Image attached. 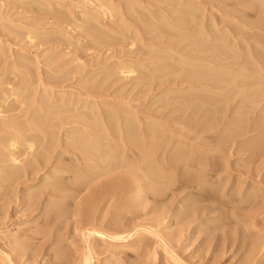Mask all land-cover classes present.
Returning <instances> with one entry per match:
<instances>
[{
  "label": "rangeland",
  "instance_id": "rangeland-1",
  "mask_svg": "<svg viewBox=\"0 0 264 264\" xmlns=\"http://www.w3.org/2000/svg\"><path fill=\"white\" fill-rule=\"evenodd\" d=\"M197 1L202 5L199 6L200 16L203 13L204 17H201L207 22L208 17L212 16L219 27L227 26L228 23L230 24V18L237 20L242 14L245 20L252 22L249 27L264 33V29H262L264 28V18H262L264 16V12H262L264 11V6H262L264 0H257L259 2L256 0H239L245 5L238 2V0H235L236 2L234 0ZM246 1L247 3L252 1L253 4L250 9ZM253 1H256L257 4ZM119 2L124 4L123 1ZM144 4H147V2H144ZM225 5L228 7H225ZM258 5L260 6L258 7ZM40 6L36 4L22 5L16 0H0V47L2 46L4 51L2 55L0 54V103L3 104L0 107L5 113H17L19 115L17 117L18 121L22 118L24 122V117L31 116L29 126L27 125L29 128L27 137L32 139L37 135L42 146H39L40 144L38 145L36 140L38 147H35L36 151H33L34 153L30 152V154L32 153L30 156L29 150L27 151V148L23 146L24 140H22V143L19 140L16 148V150H19L16 154L18 159L15 164L12 163L13 161L10 162L9 157L7 158L9 156L7 155L8 150V153L4 152L7 160H4L5 157L1 158L4 153L0 155V160H2L0 161V264H80L83 253L89 255L91 264H109L111 260H115L114 264H264V100L261 99L262 97L261 100L259 99L260 101L258 100L259 103L256 101V104H250L249 98H252L251 96L246 98L245 93L235 95L237 92H231L232 94L228 92L227 99H225V91L219 90V95L223 93L224 96L221 95L223 98L220 96L221 99H218L219 96L217 98L216 94L213 97L214 93H211V96L209 95L210 92H207V95L205 93L207 90L204 92L198 83L191 82V79H184L179 70L178 73L175 68L173 69L176 72L171 70L172 67L171 71L167 70V64L161 67L166 66V69H164L169 74H160L157 71L159 64L157 66L155 64L151 66L150 64V61L156 58L151 57V54H156L154 52L156 50L141 46L139 41L133 45L131 50L128 49L129 43L127 41L109 47L105 45L95 47L96 44L92 41V37L89 38L87 34L89 29L86 27V31L84 27L83 29L81 27L80 30L74 26L66 28L69 31L71 30L68 33L50 31L49 29L55 27L54 22L46 19L45 16L47 15V18H50L49 14L42 10L47 9L44 8L46 6ZM243 6H246V8ZM230 8H232L231 11L234 9L233 11L239 13L233 12L234 15L230 14ZM236 8L238 11H236ZM240 9L243 13L239 11ZM255 9L259 10L256 11ZM59 10L61 8L56 9L57 12ZM40 12L42 13L40 14ZM140 15L142 16V14ZM235 15L236 17H234ZM226 17H229V19H226ZM202 18L199 17L198 20L201 21ZM224 18L227 24L223 21ZM45 20L48 23H44ZM240 21H242L241 18ZM253 21L256 22H254L255 25ZM78 23L82 22L79 20ZM238 23L244 24L242 22ZM141 24L142 22L137 21L132 23L133 26ZM42 26L48 30L35 31L36 33L33 32L32 34V31L36 28H42ZM235 26L237 27V25ZM27 29L28 31L31 30V32H27L28 34L25 32ZM112 34L114 36L118 35L117 31L112 32ZM143 34L142 42L151 43V37L149 38L151 33ZM246 34L241 35L240 33L238 36ZM252 37L250 36L247 40L260 43V38L264 36L255 33ZM113 40L115 39L110 38L109 42ZM260 44H264V42ZM165 56L163 58L157 57L155 60L164 61ZM126 61L129 63L126 64ZM148 62L149 64H147ZM152 72L154 75L151 74ZM44 88L46 92L43 91ZM2 90H5L6 94H1ZM168 90L172 92L166 93ZM215 91H218V89ZM14 92L17 93L16 96H14ZM57 93H59L58 96ZM163 93L167 96L162 95ZM7 94L11 96L8 95L7 98ZM240 94L241 96H239ZM78 95L82 98H79ZM201 96L204 97L202 98L204 100L207 97L206 100L213 99V101L203 103L204 100H200ZM209 96L212 98H209ZM243 96H245L244 99ZM257 96L259 98L260 95L257 94ZM60 97L62 101L68 99L67 104L60 105ZM52 98H57L58 101L50 103ZM215 98H217V101L214 102ZM254 98L258 99L256 95ZM5 99L10 103L6 104ZM73 99L77 103L75 104L76 107L72 103L74 102ZM83 99L87 102H84ZM247 99L250 105L246 102ZM1 100L5 102H1ZM244 100L246 103L242 102L244 103L242 104L241 101ZM199 102L202 105H199ZM86 103L88 106L85 105ZM123 104L125 108L128 106L125 110L127 111L129 108V113L128 111L127 113L126 111L123 112ZM47 105H50L49 107L52 110L47 111ZM89 105L94 108L90 109ZM16 106H18L19 112ZM61 106L62 108L69 106L67 108L69 111L70 108L75 111L71 110V113H63L67 109L62 110ZM80 106L83 109L81 110L82 114L79 112ZM111 107L118 108L116 110ZM55 108L57 112L53 111ZM14 109H16V112H13ZM119 109L124 117L120 112L118 113ZM23 110L27 113L24 114ZM44 110L49 112L50 115H48L49 113L46 114ZM89 110L91 114L88 113ZM113 110L117 111L114 115L120 114L121 118L120 115L115 118ZM41 112L46 115L42 120H38V118H41L38 115L43 116V114H40ZM52 112L54 115L59 113L62 116L63 114V118L66 119L64 122L68 121L66 123L68 128L70 127L68 123L71 127L76 125L70 127L72 133L69 132L70 128L66 130V126L59 127L61 122L53 118L55 116ZM104 112L108 115L110 112L115 121L119 117L120 119L118 118L117 122H120H114V119L110 115L108 118ZM239 112L241 113L239 114ZM19 113L23 117H20ZM134 113L139 118L136 115L134 117ZM69 114H71L69 117H72L71 124L69 118H67ZM78 114L81 116L80 119ZM92 115L96 120L93 119L94 121H92ZM127 115L130 120L128 122H126ZM47 116H52L56 121L55 125L58 124V128L61 129L59 131L57 126H53L55 129L54 132H51L53 133L52 136L49 130L53 129L51 126L53 120L51 119L50 122L51 117L48 119ZM95 116H98V119ZM104 116L108 118V123H106L107 118ZM238 117H240L239 120L243 119L241 126L242 128L245 126L246 130L243 129V131H240L241 133L235 134L234 137L230 132L235 123H238ZM34 118H36V121ZM76 118L78 119L74 120ZM88 119L90 122H88ZM154 119L156 122L158 120L159 123L164 121V133L162 132L163 129L160 128L164 135H161V138L159 135L160 130L158 131L159 124L156 126L157 123L154 124ZM43 120L50 125L43 123ZM39 121L45 126L43 124L38 126ZM91 121L96 122L94 127L99 123L96 126L98 132V128L101 131L105 128V125L108 126L106 128H109V131L104 129L100 133L102 139H104L102 134L106 131L103 134L107 135L106 141H103L106 148L113 147V144L118 145L119 148L121 147L119 149L114 146L117 148L115 152L110 149L106 153L108 154V157H106L108 158V164L105 162V164H101L103 167L96 166L95 169L91 166V169L89 166H81V163L83 164L85 161L82 155L85 154L86 149L84 148L87 146L83 145L84 142L81 144L80 135L89 138L92 134L98 133H95L96 128L93 127L94 130L90 127L91 124L93 125ZM99 121L105 123V125L102 123L103 128L100 127L101 123ZM31 122L33 128L30 127ZM36 122L39 123L37 126ZM115 123L118 126L121 124V127H117ZM142 123L145 124L144 127ZM163 123L159 126L163 127ZM110 124L113 125L110 127ZM198 124H202V128ZM83 125H88L87 129L82 130ZM148 125H151V128ZM146 126L148 127L146 128ZM35 129H38V132ZM138 129H141L140 131L145 136ZM152 129L158 132H153ZM171 129H173V132ZM176 129L178 131L180 129L184 130L181 132L184 133L185 137H187L185 134H190L187 139L190 138L191 140H186L181 132L182 135H179ZM228 129H230L229 133ZM119 130L122 131V133L119 132L122 135H118ZM126 130H128V134L130 132L131 136L136 133L134 139L131 140V136L128 135V140H125ZM149 130L155 133L154 135L158 133L159 136L156 140L149 141L151 139ZM66 131L71 136H63V132L67 135ZM139 132L140 134H137ZM195 133L196 135H194ZM100 134H96V137L101 138ZM192 134L194 137H191ZM225 134H230L231 137L229 136L230 139L227 138V142L221 145L220 141L225 139ZM112 135H114L113 139L111 138ZM49 136L51 138H48ZM42 137H46V139L43 140ZM93 138L88 139L89 141L84 144L91 146L94 143ZM171 138L173 140L176 138L179 144L180 142L181 144L184 143L185 140V143H187L179 145L175 143L177 142L175 139L173 145V143H168V141H173ZM51 139L52 142H50ZM78 139L80 142L77 141ZM102 139L100 140L102 141ZM161 139H164V141ZM56 140L58 141L56 142ZM135 140L138 142L144 140V143L146 141L155 143V141L160 140L159 142L162 143H159L161 144L160 148H158L159 144H155L158 151L150 153L153 155L151 157L148 153L147 156L146 153L141 154L137 151L140 150L138 146L141 142L138 144ZM182 140L184 141L182 142ZM66 141L74 142L68 144ZM75 141L80 147L75 146L77 145ZM116 141L118 142L115 143ZM147 142L145 143L147 146H145H151ZM24 143L29 144L28 141ZM143 144L139 148H142ZM175 144L180 146V149ZM187 144L191 146L188 147ZM173 147L177 148L178 154L175 153L177 150ZM79 148H83L82 151L84 152ZM157 148L155 149L157 150ZM130 149L135 153L128 151ZM22 151H25V155L28 153V156L25 157ZM37 152L40 153L37 154ZM80 152H82L81 156ZM129 152L133 155H130ZM136 153L137 155H135ZM163 153L166 155L165 158L169 157L170 160L163 158ZM77 154H79V160L76 158ZM113 155L115 157H112ZM34 156L36 158V160L33 159L35 162L30 161ZM138 156L141 159H143L141 156L144 157L143 162L139 161L141 159ZM173 156L176 158L173 159ZM26 160L32 164H29V162L26 164ZM167 162L170 164L168 165ZM23 163L29 166H24ZM154 163L156 164L154 165ZM13 166L16 167L13 168ZM18 167L22 171L25 168V172L20 173L21 170L18 171ZM80 168H82V173ZM86 168L89 172L93 171H91V175L88 172L86 174ZM56 169L58 172L52 171ZM15 171L16 174L13 173ZM94 171H96V174L101 171L100 173L103 175L95 178L97 176ZM146 171L151 174L146 173ZM85 176L89 177L88 182L85 180L87 179ZM114 176L115 178L119 176V179L111 182ZM77 178L88 184L85 185L84 181V183H81L82 181ZM75 179L77 181H74ZM54 181L58 182L59 186L62 184V188L50 189L49 187L53 188ZM101 181L107 184V188H105L107 190H105L106 192H98L97 197L95 196L96 201H94L93 196L95 194L92 196L88 187L90 185H92L90 188L96 186ZM48 183L49 186L46 185ZM192 212L195 213L192 214ZM90 229L93 231L90 232ZM122 230L125 233L128 232L130 237L128 236L125 240L111 237L118 235ZM23 241L24 243L27 242L25 244H29V247L22 248L19 246ZM255 243L260 248L258 245L255 247ZM58 251L61 252V255ZM170 254L177 257V260H172ZM2 258L4 261L1 262Z\"/></svg>",
  "mask_w": 264,
  "mask_h": 264
},
{
  "label": "bare ground",
  "instance_id": "bare-ground-1",
  "mask_svg": "<svg viewBox=\"0 0 264 264\" xmlns=\"http://www.w3.org/2000/svg\"><path fill=\"white\" fill-rule=\"evenodd\" d=\"M119 1H123L124 2V4H122V3H120ZM235 1V0H234ZM241 1V0H240ZM239 0H238V2H240ZM242 1H245V0H242ZM257 1V0H256ZM254 2V3H256L257 4V2H259V1H257V2ZM16 2H20L22 5H33V4H36V5H43V7L44 6H46V7H44V8H47V9H42L46 14H49V16H50V18H47V16H45L46 17V19L49 21V20H51V21H53L54 23H53V25L55 26V27H51L52 29H49L50 31H54V32H58V33H62V32H65V33H68V32H70L68 29H66V28H68L69 26L71 27V26H74L75 28H81L82 27V29H83V27L85 28H88L89 29V31H88V33L87 32H85V33H87L88 35H89V38L90 37H92V41L96 44V45H94L95 47L96 46H98V45H105V46H113V45H116V44H119V43H122V42H128L129 43V50H131V49H133V45H135V43H137L138 41L140 42L139 44L141 45V46H145V47H147V48H151V49H154V50H156V51H154L156 54H151V57H153V58H155V59H157V57H164L165 55V58L167 59H162V60H164V61H160V59H158V60H153L152 58V60L150 61V64H151V66L153 65V64H155L156 66L159 64V66H157L158 67V69L156 68V66H155V68L157 69V71L158 72H160V74L162 73H167V71H165V69H166V66H164L163 68L161 67L162 65H165V64H167L168 66H167V70H170L171 69V67H172V69L171 70H173V71H175L173 68H175L176 70H177V73H178V70H179V73L180 74H182V77L185 79H191V82H195V83H198L199 84V86L202 88V90H204V92H205V90H207L205 93L207 94V92L209 93V95H211V93H214V95H213V97L214 96H216L217 95V98H218V96H219V98L218 99H221V98H223L222 96H224L225 95V99H227L226 97H227V94H228V92H232V93H235V92H237L235 95H237L238 93H241V94H243V93H245V96H246V98L248 97V96H251V98L253 99L254 97H255V95H256V97L258 98V96H257V94H259L260 96H259V98L258 99H255L254 98V100H252V99H250L249 98V100H250V104H252V103H255L256 101H257V103H259L258 102V100L261 98L262 100H264V44H260V43H262V42H264V39H262V38H264V37H261L260 38V43H258L257 41H255V42H252V41H249V40H247L250 36L252 37V36H254V34L256 33H260L261 34V36H264V33H261L259 30H257V29H253V28H251V27H249V24L250 23H252V22H249L248 20H245L244 18H243V15L242 14H240L241 16H239V14H238V16H239V18H238V16H237V18L239 19H237L238 20V22H242V23H244V24H241V23H238V22H236L237 20L235 19V18H230V24L228 23V25L226 26V25H224V26H221V27H219L218 25H217V23L215 22V20L213 19V17L212 16H210V17H208L209 19H207L208 20V22L206 21V20H204L201 16H203L204 17V15H203V13L201 14V16H200V12H201V10H200V8H199V6L201 5V3L199 2V1H197V0H16ZM144 2H147V4H144ZM224 2V1H223ZM236 2V1H235ZM252 2V1H251ZM247 3V1H246V4H248V6H249V9H250V6L253 4V3ZM241 3V2H240ZM245 3V2H244ZM229 4V3H228ZM238 4V3H237ZM236 4V5H237ZM241 4H243V3H241ZM256 4H255V6H256ZM260 4H262V3H260ZM239 5V4H238ZM243 5H245V4H243ZM40 6V7H41ZM202 6V5H201ZM227 5H225V7H226ZM260 5H258V7H259ZM262 6H264V4H262ZM228 7V6H227ZM240 7H242V6H240ZM243 7H245L246 8V6H243ZM257 7V6H256ZM61 8V10H59V12H57L56 11V9H60ZM224 8V7H223ZM205 9V8H204ZM231 9L232 8H230L229 9V11L231 12L230 14H232V15H234L236 12L235 11H231ZM242 9V8H241ZM239 10L240 12H242V10ZM247 10H248V7H247ZM256 10V9H255ZM259 10V9H258ZM258 10H256V11H258ZM236 11H238V9L236 8ZM250 11V10H249ZM255 11V12H256ZM43 12V13H44ZM204 12V11H203ZM233 12H235V13H233ZM262 12H264V11H262ZM42 12H40V14H41ZM237 13H239V12H237ZM236 13V14H237ZM243 13V12H242ZM246 13V12H245ZM258 13H260V12H258ZM257 13V14H258ZM140 14H142V16H145V17H142ZM229 14V15H230ZM261 15V14H260ZM247 16V15H246ZM258 16V15H257ZM45 17H44V19H45ZM200 17V19L202 18L203 20H198V18ZM224 17V16H223ZM234 17H236V15L234 16ZM256 17V16H255ZM240 18H241V20L242 21H240ZM260 18V17H259ZM262 18H264V16H262ZM225 19V18H224ZM226 19H229V17L227 18L226 17ZM226 19L225 20H223V21H225L226 22ZM246 19H249V18H246ZM47 20H45L46 22H44V23H48L47 22ZM79 20H80V22H82V23H78L79 22ZM236 20V21H235ZM250 20V19H249ZM259 20V19H258ZM257 20V21H258ZM133 21H137V22H142V24L141 25H135V26H133L132 25V23H133ZM244 21V22H243ZM261 21V20H260ZM231 22H232V24H231ZM255 21H253V23H254ZM44 23L42 22V24L44 25ZM50 23V22H49ZM221 23H223V22H221ZM256 23V22H255ZM255 23H254V25H255ZM40 24V23H39ZM134 24H135V22H134ZM226 24H227V22H226ZM220 25V24H219ZM235 25H237V27L235 26ZM252 25V24H251ZM250 25V26H251ZM143 26H146V27H143ZM248 26V27H247ZM255 27V26H254ZM260 27V26H259ZM73 28V27H72ZM86 28L84 29L85 31H86ZM46 28L45 27H43L42 26V28H36V30H34V31H32V34H33V32H35V31H43V30H45ZM262 29H264V28H262ZM48 29H46V31H47ZM68 30V31H67ZM81 30V29H80ZM76 31V30H75ZM114 31H117V34L119 35H111V33L112 32H114ZM248 31V32H247ZM252 32V34H251V32ZM26 33L27 32H31V30H29L28 31V29H27V31H25ZM26 33H24V34H26ZM36 33V32H35ZM143 33H146V34H149V33H151V36H149V38L151 37V43H144V42H142V35H144ZM241 33V35H243V34H246V35H244V36H238L239 34ZM243 33V34H242ZM28 34V33H27ZM27 34H26V36H27ZM30 35V34H29ZM29 37H31V36H29ZM110 38L111 39H115V40H113L112 42H109L110 41ZM148 38V39H149ZM253 38V37H252ZM256 39V38H255ZM262 41V42H261ZM123 45V44H122ZM159 45H162V46H159ZM93 47V46H92ZM124 48V47H123ZM127 48V47H126ZM131 52V51H130ZM171 53L170 55H169V53ZM4 53V51L2 50V46L0 47V54L2 55ZM5 55V54H4ZM122 57V56H121ZM4 58V57H3ZM21 59V58H20ZM133 60V59H132ZM139 61V60H138ZM114 62V61H113ZM128 61H126V64H128L127 63ZM114 64V63H113ZM125 64V65H126ZM143 64V63H142ZM147 64H149V62L147 63ZM124 65V66H125ZM130 65V64H129ZM140 65V64H139ZM146 65V64H145ZM153 66V67H154ZM129 67V66H128ZM144 67V66H143ZM152 67V68H153ZM159 67H161L160 69H159ZM130 68V67H129ZM165 68V69H164ZM124 69V68H123ZM131 69V68H130ZM122 70V69H121ZM153 70V69H152ZM155 70V69H154ZM170 70V71H171ZM165 71V72H164ZM121 72H123V71H121ZM133 72V71H132ZM157 72V73H158ZM176 72V71H175ZM156 73V72H155ZM156 73V74H157ZM143 74V73H142ZM142 74L140 75L141 77H142ZM152 75H154L153 74V72L151 73ZM159 74V75H160ZM167 74H169V72L167 73ZM179 74V75H180ZM139 75V74H138ZM171 75V74H170ZM162 76V75H161ZM141 77H140V79H141ZM144 77H146V76H144ZM143 77V78H144ZM138 78H139V76H138ZM152 79V78H151ZM154 79V78H153ZM193 80V81H192ZM159 81V80H158ZM179 81V80H178ZM8 82V81H7ZM168 82V81H167ZM189 82V81H188ZM163 83V82H162ZM10 84V83H9ZM1 85V84H0ZM6 85H8V84H6ZM45 85V84H44ZM259 86V87H258ZM8 87V86H7ZM6 87V88H7ZM11 87V86H10ZM10 87H9V89H10ZM13 87V86H12ZM42 87H44V86H42ZM46 87V86H45ZM52 87V86H51ZM192 87V86H191ZM197 87H198V85H197ZM47 88V87H46ZM53 88V87H52ZM200 88V89H201ZM225 88H228V89H226L225 90ZM2 89H5V88H2ZM8 89V90H9ZM16 89V88H15ZM18 89V88H17ZM16 89V90H17ZM218 89V91H215V90H217ZM16 90H14V91H16ZM45 90V91H44ZM48 90H49V88H48ZM50 90H52L51 88H50ZM219 90L221 91V90H224L225 91V94L223 95V93L221 94V95H219ZM5 90H2V93L1 94H6L5 92H4ZM10 91V90H9ZM43 91L44 92H46V89L44 88L43 89ZM175 91V90H174ZM173 91V92H174ZM166 92V91H165ZM169 92L171 93L172 91H170V90H168V92H166V93H168L169 94ZM15 93V92H14ZM72 93V92H71ZM69 94L70 96L72 95V94ZM165 93V94H166ZM175 93H177V92H175ZM221 93V92H220ZM231 93V94H232ZM261 93H262V96H261ZM16 94L17 93H15V95L14 96H16ZM58 94L59 93H57V96H58ZM62 94V93H61ZM75 94V93H74ZM206 94H205V96H206ZM216 94V95H215ZM241 94L239 95V96H241ZM8 95H10V94H7L6 96H7V98H8ZM85 95V94H84ZM162 95H164V93L162 94ZM161 95V96H162ZM195 95V94H194ZM200 95V94H199ZM202 95V94H201ZM208 95V94H207ZM230 95V94H229ZM229 95H228V97H229ZM3 96V95H2ZM1 96V97H2ZM6 96H5V98H6ZM11 96V95H10ZM61 97H62V95H60ZM63 96H64V94H63ZM158 96V95H157ZM164 96H167V95H164ZM187 96V95H186ZM197 96H198V94L196 95V98H197ZM203 96V95H202ZM201 96V99H200V97H199V99L200 100H204V99H202V98H204V97H202ZM212 96V95H211ZM211 96H209V98H212ZM220 96H221V98H220ZM232 96V95H231ZM245 96H243V99L245 98ZM252 96H254V97H252ZM61 97H60V101H61V104L60 105H64L66 102H68L65 98V100L64 101H62L61 100ZM77 97V96H76ZM78 97H79V95H78ZM77 97V98H78ZM195 97V96H194ZM235 97V96H234ZM2 98H4V97H2ZM1 98V99H2ZM6 98V99H7ZM50 98V97H49ZM67 98H68V96H67ZM69 98H71V97H69ZM79 98H82V97H79ZM84 98V97H83ZM182 98V97H181ZM195 98V99H196ZM217 98H215L216 100H214V102L215 101H217ZM233 98V97H232ZM5 99V101H6V104H8V103H10V101H7ZM51 99V98H50ZM54 98H52V100L50 101V103H54V102H56V101H58V99L56 98V99H54ZM85 99V98H84ZM84 99H83V101H84ZM177 99V98H176ZM183 99V98H182ZM207 99V97L205 98V100ZM224 99V100H225ZM260 99V100H261ZM48 100V99H47ZM70 100V99H69ZM79 100V99H78ZM203 101V103H206L208 100H206V101ZM223 100V101H224ZM234 100V99H233ZM240 100V99H239ZM238 100V101H239ZM241 100H242V98H241ZM248 99L246 100V102L247 101H249ZM259 100V101H260ZM4 100H1V102H5ZM73 101H74V99H73ZM82 101V100H81ZM86 101V100H85ZM84 101V102H85ZM209 101H213V99H209ZM209 101L207 102V103H209ZM230 101H231V99H230ZM251 101H254V102H251ZM48 102V101H47ZM76 101H74V102H72L73 104H74V106L76 107V105L75 104H77V103H75ZM87 102V101H86ZM214 102H212V104H214ZM226 102V101H225ZM242 102H245V100L244 101H241V103ZM245 102V103H246ZM21 103H22V101L20 102V106H21ZM71 103V102H70ZM72 103H71V105H72ZM81 103V102H80ZM94 103V102H93ZM190 103V102H189ZM188 103V104H189ZM248 103V102H247ZM56 104V103H55ZM67 104V103H66ZM89 104V103H88ZM183 104V103H182ZM201 104V102H199V105ZM211 104V105H212ZM219 104V103H218ZM240 104V103H239ZM242 104H244V103H242ZM249 104V103H248ZM249 104V105H250ZM256 104V103H255ZM3 105V104H2ZM1 105V103H0V106H2ZM9 105H11V104H9ZM8 105V106H9ZM50 105H53V104H50ZM49 105V106H50ZM81 105V104H80ZM86 106H88L87 105V103L85 104ZM91 106H92V104H90ZM89 105V107H91ZM96 105V104H95ZM202 105V104H201ZM209 105V104H208ZM19 106V107H20ZM48 105H47V111H50V110H52V109H50V107H49ZM58 106H59V104H58ZM62 106H61V108H62ZM93 106H94V104H93ZM107 106V105H106ZM124 108H123V107ZM122 106H120V107H122V109H124V111L123 112H125L126 110L125 109H127V107L125 108V106H124V104L122 105ZM190 106V105H189ZM242 106V105H241ZM254 106V105H253ZM257 106V105H256ZM39 107H42V106H39ZM46 107V106H45ZM69 107V106H68ZM67 106H64V108H62V110L63 109H67L68 108ZM79 107V106H78ZM77 107V108H78ZM130 107V106H129ZM196 107V106H195ZM240 107V106H239ZM243 107V106H242ZM6 108H8V107H6ZM11 108V107H10ZM18 108V106H16V109ZM22 108V107H21ZM21 108H20V111H21ZM49 108V109H48ZM53 108V107H52ZM80 108H81V106H80ZM92 108H94V107H91L90 109H92ZM109 108V107H108ZM111 108H113V109H116L117 110V108L115 107H111ZM110 108V109H111ZM197 108V107H196ZM246 108V107H245ZM250 108H252V107H250ZM2 108L0 107V155L2 154V153H4L5 151V153H8V151H9V153L7 154V155H9V156H7V158L9 157V159H10V162L11 161H13L12 163H14L15 164V161H16V163H17V156H16V154L19 152V150H16V148H17V142H19V140L21 141V143H22V140H24V142L25 141H28L29 142V144H27L26 145V143H24L23 142V146H24V148H27V151L29 150V154H30V152H32V153H34L36 150H35V147H38V145L40 144L39 142H40V139H39V137L37 138V135L34 133L35 132V130H36V132H38V129H35V130H33L34 132H31V133H33V134H35L36 135V137H32V139L30 138H28L27 136H28V132H29V128L27 127V125H28V123H29V121H31V116H27V117H24V122H23V120H22V118H21V120H22V122H21V120L20 121H18L17 119V117L19 116L17 113L15 114V113H5V112H3V110H1ZM16 109H14L13 110V112H16ZM121 109V110H122ZM198 109V108H197ZM205 109V108H204ZM8 110H9V108H8ZM8 110H7V112H8ZM25 110V109H24ZM23 110V112H25ZM58 110V109H57ZM60 110V109H59ZM71 110H73V109H71L70 108V111L67 109V111H64L63 113H65V112H68V113H71L72 111ZM79 110V109H78ZM81 110H83L82 108L80 109V114H82L81 112ZM105 110H106V107H105ZM104 110V111H105ZM115 110V111H116ZM128 110H129V108H128ZM127 110V111H128ZM131 110V109H130ZM242 110V109H241ZM6 111V110H5ZM17 111L19 112V108L17 109ZM33 111H34V109H33ZM53 111L55 112L56 111V108L55 109H53ZM73 111H75V110H73ZM114 111V110H113ZM113 112V115H114V113H116V112ZM127 111H126V113H127ZM4 114H3V113ZM9 112H12V111H9ZM44 112L46 113V114H48L49 112H46L45 110H44ZM57 112V111H56ZM61 112V111H60ZM78 112V111H77ZM88 112V111H87ZM101 112H102V110H101ZM111 112V111H110ZM109 112V115L111 114ZM120 112V114H121V111H120V109H119V111H118V113ZM122 112V113H123ZM130 111H128V113H129ZM132 112V111H131ZM217 112V111H216ZM242 112V111H241ZM241 112H239V114L241 113ZM21 113V112H20ZM19 113V114H20ZM27 112H25L24 114H26ZM30 113V112H29ZM34 113V112H33ZM36 113V112H35ZM53 113V112H52ZM68 113H66V114H68ZM88 113H90V110H89V112ZM126 113H124V114H126ZM245 113H247V112H245ZM23 114V113H22ZM40 114H43V116H40V115H38L39 117H41V118H38V120H42L43 119V117H44V115H46V114H44L43 112H41ZM91 114V113H90ZM97 114H98V111H97ZM104 114H105V112H104ZM119 114V115H120ZM133 114V113H132ZM132 114H131V116H132ZM236 114V113H235ZM238 114V115H239ZM34 115V114H33ZM48 115H50V113L48 114ZM71 114H69L68 115V117L67 118H69L68 120H69V122H70V124H71V121H72V117H69ZM94 115V114H93ZM93 115H92V121H94V120H96V119H94V117H93ZM105 115H107V117L109 116L108 114H105ZM112 115V116H113ZM118 115V114H117ZM116 114L114 115V117L116 118V116H117ZM118 115V116H119ZM122 115V114H121ZM121 115H120V118H121ZM129 115V114H128ZM128 115H127V121L126 122H128V121H130L128 118ZM135 113H134V117H135ZM53 116H55V117H53L56 121H59V122H61V124H60V126L59 127H61L62 125V127H65L66 126V123L68 122H64V120H66V119H64L63 118V114H62V116H60V114L58 113V114H55L54 115V113H53ZM67 116V115H66ZM87 116H89V115H87ZM111 116V115H110ZM112 116H111V118H112ZM123 116V115H122ZM126 116V115H125ZM137 116V115H136ZM240 117H242V115H239ZM20 117H23V116H21V114H20ZM36 117V116H35ZM51 117V118H50ZM47 116L46 118H50V122H51V119L53 120V122L55 121L53 118H52V116ZM80 117L81 116H79V114H78V118L80 119ZM91 117V116H90ZM90 117H88L89 119H91ZM96 117V116H95ZM98 117V116H97ZM96 117V118H97ZM102 117V116H101ZM101 117H99L100 119H101ZM105 118H107L106 116H104ZM103 117V118H104ZM114 117L112 118V119H114ZM124 117V116H123ZM133 117V116H132ZM133 117V118H134ZM138 117V116H137ZM240 117H238V119L237 120H239V118ZM78 118H76V119H74V120H77ZM109 118V117H108ZM108 118H107V122L106 123H108ZM110 118V119H111ZM119 118V117H118ZM117 118V119H118ZM119 118V119H120ZM139 118V117H138ZM138 118H136V120L137 121H139L138 120ZM152 118V117H151ZM245 118V117H244ZM246 118H247V116H246ZM47 119V120H48ZM71 119V120H70ZM88 119V120H89ZM94 119V120H93ZM98 119V118H97ZM116 119V121H115V119L113 120L114 122H117L118 120ZM27 120V121H26ZM34 120L36 121V118H34ZM46 120V119H45ZM105 120H103V121H105ZM124 120V119H123ZM133 120V119H132ZM131 120V121H132ZM155 120V119H154ZM44 121V120H43ZM56 121L53 123L52 122V124H54V125H52L51 124V126L53 127V126H57V125H55V123H56ZM79 121H81V120H79ZM78 121V122H79ZM91 121V123H93ZM100 122L101 123V125H100V127L104 124L105 125V123L104 122ZM134 121V120H133ZM132 121V122H133ZM152 121V120H151ZM161 121H163V120H161ZM241 121H243V119H240L239 121H238V123H235V125L232 127V131L230 132L229 130L230 129H228V133L230 132V134L232 133L233 135H234V137H235V134H237V133H241L240 131H243V129H245L244 127L242 128V126H241V124L243 123V122H241ZM27 122V123H26ZM88 122H90V120L88 121ZM109 122H110V120H109ZM114 122H113V124H114ZM120 122V121H119ZM119 122H117V123H119ZM124 122V121H123ZM123 122H121V123H123ZM135 122V121H134ZM164 122V121H163ZM163 122H161V123H159L158 122V120H157V122H156V120H155V122H154V124L155 123H157L156 124V126L159 124H161L162 125V123ZM234 122V121H233ZM37 124H36V126L38 125V126H42L41 124H43V123H47V124H49L48 122H46V121H44L43 123L42 122H40L39 121V123L38 122H36ZM96 123V122H95ZM95 123H93V125L91 124V128L92 129H94V128H96V126L97 125H99V123L98 124H96V126L94 127V125H95ZM103 123V124H102ZM131 123V122H130ZM140 123V122H139ZM138 123V124H139ZM147 123V122H146ZM152 123V122H151ZM179 123V122H178ZM201 123V122H200ZM73 124H75V123H73ZM89 125H90V123H88ZM113 124H110V127H111V125H113ZM148 124V123H147ZM146 124V125H147ZM167 124V123H166ZM170 124V123H169ZM31 126L30 127H32L33 126V123L31 122V124H30ZM44 125V124H43ZM50 125V124H49ZM80 125V124H79ZM115 125H116V123H115ZM121 125V124H120ZM118 126V125H116L117 127H121V126ZM140 125V124H139ZM142 125H143V123H142ZM145 125V124H144ZM144 125H143V127H144ZM152 125V124H151ZM151 125H148L149 127L151 126ZM158 125V127H159V129H158V131L160 130V128L161 129H163V128H165L164 126H165V124L163 123V127L162 126H159ZM199 125V124H198ZM207 125V124H206ZM211 125H213V124H211ZM230 125V124H229ZM233 125V124H232ZM231 125V126H232ZM29 126V125H28ZM45 126V125H44ZM68 126H70L71 127V125H69V123H68ZM76 126V125H75ZM75 126H72V127H75ZM88 126V125H87ZM86 125H83V127H82V130H84V129H87L86 127H87ZM126 126V125H125ZM148 126H146V128L148 127ZM155 126V125H154ZM183 126H184V124H183ZM186 126V125H185ZM201 128H202V124L201 125H199ZM203 126H204V123H203ZM256 126V125H255ZM69 127V128H70ZM71 127V128H72ZM89 127V128H90ZM94 127V128H93ZM105 128V130H108L109 131V128H106V127H108V126H104ZM157 127V128H158ZM169 128H170V125L168 126ZM168 127H167V129H168ZM172 127V126H171ZM205 127V126H204ZM211 127V126H210ZM33 128V127H32ZM31 128V129H32ZM57 128H58V126H57ZM66 128V130H67V126L65 127ZM68 128V129H69ZM71 128L69 129V132L70 133H72V131H70L71 130ZM102 128H103V126H102ZM115 128V127H114ZM113 128V129H114ZM139 128H141V127H139ZM151 128V127H150ZM149 128V129H150ZM153 128V127H152ZM178 128V127H177ZM199 128V127H198ZM248 128V127H247ZM54 129H55V127H53V129L51 130H49L50 131V133L51 132H54ZM59 129V128H58ZM74 129V128H73ZM72 129V130H73ZM104 129H102L103 131H104ZM118 129V128H117ZM122 129H123V127H122ZM141 129H143V128H141ZM140 129V130H141ZM156 129V128H155ZM167 129H166V131H167ZM179 129V128H178ZM184 129V128H183ZM197 129V128H196ZM253 129V128H252ZM95 130V129H94ZM98 130H99V132L97 131V128H96V130H95V133L96 132H98L99 134L101 133V131H100V129L98 128ZM115 130V129H114ZM139 130V129H138ZM139 130V131H140ZM153 130V129H152ZM177 130V129H176ZM175 130V132L177 133V131ZM201 130V129H200ZM227 130V129H226ZM246 130V129H245ZM244 130V131H245ZM39 131H41V130H39ZM56 131V130H55ZM59 131H61V129H59ZM107 131V132H108ZM116 131V130H115ZM123 131H124V129H123ZM128 130H126V132H127ZM144 131V130H143ZM150 131V130H149ZM158 132V131H156V130H153V132ZM162 130H160V138H161V135H163V133H164V129H163V133L161 132ZM165 131V132H166ZM171 131L173 132V129H171ZM182 130L180 129L178 132H179V135L184 131H182ZM248 131V130H247ZM246 131V132H247ZM75 132V131H74ZM82 132V131H81ZM106 132V131H105ZM105 132L103 133V134H105ZM122 133V131L121 130H119L118 131V135H122V134H120V133ZM141 132V131H140ZM140 132L139 133H137V134H140ZM151 132V139L149 140L150 142L151 141H154V139L156 140V138H158L157 136H159L158 135V133H156L157 135H154L155 133H153L152 131H150ZM174 132V134H176ZM181 132V133H180ZM188 132V131H187ZM190 132V131H189ZM198 132V131H197ZM196 132V133H197ZM50 133H49V135H50ZM56 133V132H55ZM76 133V132H75ZM83 133V132H82ZM98 133H96V134H98ZM132 133V132H131ZM142 133V132H141ZM162 133V134H161ZM167 133V132H166ZM165 133V134H166ZM169 133H170V131H169ZM196 133L194 134V135H196ZM201 133V132H200ZM244 133V132H243ZM52 134L53 133H51V136H52ZM57 134H58V132H57ZM63 134V136H71V135H69V133L67 134V131H66V134L67 135H65L64 134V132L62 133ZM77 134V133H76ZM80 134V133H79ZM90 134H91V131H90ZM96 134L94 135V134H92L91 136L92 137H94L92 140H93V144H91V146H89V144H87V145H85L84 143H86L87 141H89L88 139H91L92 137L91 136H89V138L87 137V136H85V135H80V137H79V139L82 141L81 142V144L83 143V145L84 146H87V147H85L84 149H86L85 150V152L84 151H82L83 150V148H79V150H81L82 152H84L85 154H83L82 155V152H80L81 154H80V156L82 155V156H84L83 157V159L85 160L84 161V163L82 164L81 163V166L83 165V167H85V166H89V168L91 169V167L93 168L94 167V169H95V167L96 166H102L101 164H105V162H107V164H108V158H106V157H108V154H106V153H108L109 152V150L111 149V151L112 152H115L116 151V149L117 148H115V147H118V145L117 146H115L116 144H113L112 146L113 147H111V148H109V147H107L106 148V146L104 145L105 144V142H103V141H106V139H107V135H103L102 134V136H104V139H102V137H101V134H100V137L101 138H99V137H96ZM111 134V133H110ZM110 134H109V136H110ZM116 134V133H115ZM127 135L125 136L126 137V141L128 140L127 139V136L128 135H130L131 136V134H130V132H129V134H128V132L126 133ZM136 134V133H135ZM135 134L133 135V136H131V140H132V138L134 139V137H135ZM143 134V133H142ZM183 134V135H182ZM181 135L182 136H184V133H182ZM227 134V133H226ZM225 134V135H226ZM230 134H228V135H226L224 138L225 139H223V137H221L223 140L222 141H220V144L221 145H223V144H225L226 142H227V138L230 136L231 137V135ZM34 135V136H35ZM125 135V134H124ZM123 135V136H124ZM144 135V134H143ZM178 134H177V136H179ZM187 137H188V135H190V134H185ZM193 135V134H192ZM191 135V137H194V135L192 136ZM51 136H49L48 138H51ZM54 136V135H53ZM98 136V135H97ZM130 136H129V138H130ZM139 137H141L140 135H138ZM138 136H137V139H138ZM145 136V135H144ZM164 136V135H163ZM197 136H200V135H197ZM223 136V135H222ZM237 136V135H236ZM76 137V136H75ZM112 137H114V135H112L111 136V138ZM116 138H117V136H115ZM171 137H172V135H171ZM180 137V136H179ZM178 137V138H179ZM185 137V136H184ZM184 137H182V138H184ZM187 137H185L186 138V140H189V139H187ZM69 138V137H68ZM116 138H114V139H116ZM120 138H121V136H120ZM177 138V137H176ZM175 138V139H176ZM181 138V139H182ZM198 138V137H197ZM38 139H39V141H38ZM42 139L44 140V139H46V137L44 138V137H42ZM74 139V138H73ZM77 139V138H76ZM79 139L77 140V141H79ZM100 139H102V141L100 140ZM113 139V138H112ZM122 139H124L123 137H122ZM122 139H120V140H122ZM136 139V138H135ZM136 139V140H137ZM142 139H143V137H142ZM165 139V138H164ZM164 139L162 140V141H164ZM168 139H169V137H168ZM175 139L173 140V138H171V140H173L172 142L171 141H168V143H173L174 141H175ZM230 138H228V140H229ZM36 140H37V144H36ZM48 140V139H47ZM135 140V141H136ZM180 140V139H179ZM185 140V139H184ZM184 140H182V142L184 141ZM185 140V141H186ZM191 140V139H190ZM34 141H35V143H34ZM46 141V140H45ZM58 140H56V142H57ZM77 141H75L76 143H77ZM126 141H125V143H126ZM144 141V140H143ZM143 141H140L141 142V144H140V146H138V149H140V150H137V151H139V153H141V154H145L146 153V155H147V153H148V155L151 153H154L155 151H158V148H160L159 146L161 145V144H159V143H162V142H159L160 140H157V142L155 141V143L154 142H152V143H149V142H147V143H149L151 146H148V147H146L147 145L143 142ZM176 141H177V139H176ZM185 141H184V143H185ZM193 141V140H192ZM194 141H196L195 139H194ZM50 142H52V139H51V141ZM53 142H55V141H53ZM65 142V141H64ZM67 142V141H66ZM71 142H74V141H70V142H67L68 144H70ZM80 142V141H79ZM102 142V143H101ZM118 141H116L115 143H117ZM122 143H123V141H121ZM133 142V141H132ZM132 142H130L131 144H132ZM138 141H136V143H137ZM140 142H138V144L140 143ZM179 141H177V142H175V143H178ZM191 142V141H190ZM222 142V143H221ZM91 143V142H90ZM134 143V142H133ZM144 143V144H143ZM159 144L158 145V148L157 147H155V144ZM184 143H182V144H184ZM187 143V142H186ZM185 143V144H186ZM189 143V142H188ZM25 144V145H24ZM36 144V146H34ZM52 144V143H51ZM54 144V143H53ZM52 144V145H53ZM56 144V143H55ZM72 144V143H71ZM111 144V143H110ZM138 144H136V145H138ZM143 144V147L142 148H139V147H141V145ZM179 144V143H178ZM181 144V142H180V144L179 145H182ZM191 144H193L192 142H191ZM74 145V144H73ZM106 145H107V143H106ZM122 145H124V144H122ZM133 145V144H132ZM135 145V146H136ZM146 145V146H145ZM173 145H174V143H173ZM220 145V146H221ZM20 146H22L21 144H20ZM22 146V147H23ZM39 146H41V144L39 145ZM71 146V145H70ZM76 147L77 146H79L80 147V145L77 143V145H75ZM115 146V147H114ZM135 146H134V148H135ZM157 146V145H156ZM175 146H176V144H175ZM186 146V145H185ZM187 146H188V144H187ZM189 146H191V145H189ZM188 146V147H189ZM42 147V146H41ZM50 147V146H49ZM81 147H83V146H81ZM178 149H180V146H176ZM182 147V146H181ZM217 147V146H216ZM21 148V147H20ZM23 148V149H24ZM53 148V147H52ZM113 148V149H112ZM119 148V147H118ZM121 148V147H120ZM119 148V149H120ZM155 148H157V150L155 149ZM175 147H173V149H174ZM177 148H175V150H177ZM221 148V147H220ZM219 148V149H220ZM39 149V148H38ZM37 149V150H38ZM115 149V150H114ZM118 149V150H119ZM137 149V148H136ZM172 149V148H171ZM183 149V148H182ZM192 149V148H191ZM8 150V151H7ZM21 150H22V148H21ZM21 150H20V152H21ZM114 150V151H113ZM134 150V149H133ZM34 151V152H33ZM39 151V150H38ZM42 151V150H41ZM128 151H131V149L130 150H128ZM127 151V152H128ZM174 151V150H173ZM180 151V150H179ZM182 151V150H181ZM23 152V151H22ZM25 152V151H24ZM23 152V154L25 155V153ZM118 152V151H117ZM116 152V153H117ZM132 153H135V151H131ZM131 152H129L130 153V155H133ZM163 152H164V150H163ZM175 152V151H174ZM5 153L3 154V156L1 157V158H4V160L6 159L7 160V158H6V156H4L5 155ZM28 153H26V155L28 156ZM31 153V154H32ZM40 153V152H39ZM38 152H37V154H39ZM156 153V152H155ZM176 154H178V150L175 152ZM174 153V154H175ZM22 154V155H23ZM31 154H30V156H31ZM113 154V153H112ZM115 154V153H114ZM118 154H120L119 152H118ZM150 154V155H151ZM21 155V154H20ZM26 155H25V157H26ZM78 155L79 154H77L76 156V158H78V160L80 159L79 157H78ZM107 155V156H106ZM117 155V154H116ZM135 155H137V153L135 154ZM147 155V156H148ZM149 155V156H150ZM163 155H164V157L163 158H165V154L163 153ZM173 155V154H172ZM144 157H145V155H143ZM143 156H141L143 159H144V157ZM153 155H151V157H152ZM176 156V155H175ZM175 156H173V159H175L176 157ZM112 157H115L114 155L112 156ZM155 157V156H154ZM175 157V158H174ZM179 157V156H178ZM39 158H40V156H39ZM89 158V159H88ZM124 158V157H123ZM138 158H139V156H138ZM138 158H136V159H138ZM146 158V157H145ZM163 158H162V160H163ZM21 159V158H20ZM33 159H35L36 160V158H35V156L34 157H32V160L30 159V161H32V162H35ZM111 159V158H110ZM139 159H141V158H139ZM143 159H141V160H139V161H141V162H143L142 160ZM165 159H169V157L168 158H165ZM172 159V158H171ZM179 159V158H178ZM82 160V159H81ZM80 160V161H81ZM123 160V159H122ZM170 160V159H169ZM0 161H2V160H0ZM9 161V160H8ZM38 161V160H37ZM77 161V160H76ZM136 161H138V160H136ZM166 161H168V160H166ZM165 161V162H166ZM177 161V160H176ZM179 161V160H178ZM4 162V161H3ZM27 162H29V161H27L26 160V164H27ZM99 162V163H98ZM135 162V161H134ZM155 162V161H154ZM165 162H163V163H165ZM180 162V161H179ZM76 163V162H75ZM133 163V162H132ZM157 163V162H156ZM156 163H154V165L156 164ZM158 163H159V161H158ZM162 163V164H163ZM175 163V162H174ZM29 164H32V163H30L29 162ZM130 164V163H129ZM160 164V163H159ZM159 164H157V165H159ZM167 164H168V162H167ZM170 164V163H169ZM168 164V165H169ZM22 165V164H21ZM23 165H24V163H23ZM22 165V166H23ZM85 165V166H84ZM164 165V164H163ZM166 165V164H165ZM4 166V165H3ZM22 166H20V167H22ZM24 166H29V165H24ZM23 166V167H24ZM91 166V167H90ZM130 166V165H129ZM160 166V165H159ZM16 166H13V168H15ZM23 167H22V169H23ZM103 167V166H102ZM102 167H101V169H102ZM149 167V166H148ZM2 168V167H1ZM28 168V167H27ZM22 169L21 168H19L18 167V171L19 170H21L20 171V173L21 172H23L24 170H25V168H24V170L22 171ZM52 169H54V168H52ZM81 169L82 168H80V172L82 173V171H81ZM100 169V170H101ZM158 169V167L156 168V170ZM15 170V169H14ZM84 171H85V169H83ZM86 170H87V168H86ZM17 171V170H16ZM16 171L15 172H13L14 174H16ZM52 171H57L58 172V170L56 169V170H52ZM66 171V170H65ZM92 171V170H91ZM91 171L89 172V170H87V171H85L86 172V174H87V172L90 174L91 173ZM96 171H98L97 169H96ZM96 171H94V173H95V175L97 176V177H95V178H98L99 176H102L103 174L102 173H98V174H96ZM25 172V171H24ZM60 172V171H59ZM73 172V171H72ZM77 172H78V170H77ZM93 172V171H92ZM149 171H146V173H148ZM165 172V171H164ZM18 174H20L19 172H17ZM36 173V172H35ZM34 173V174H35ZM74 173H76V172H74ZM94 173H92V175L94 174ZM88 174V175H89ZM149 174H151L150 172H149ZM155 174H156V172H155ZM163 174V173H162ZM165 174V173H164ZM36 175V174H35ZM34 175V176H35ZM74 175V174H73ZM83 175V174H82ZM91 175V174H90ZM95 175H93V176H95ZM198 176V175H197ZM74 177V176H73ZM79 177V176H78ZM87 176H85V178H86ZM167 177H168V175H167ZM81 178V177H80ZM78 179V180H81V179ZM84 178V179H85ZM88 178L89 177H87V179H85L86 181L88 180ZM153 178V177H152ZM170 178V177H169ZM168 178V179H169ZM194 178H195V176H194ZM74 179V178H73ZM77 179H75L74 181H77ZM111 179V178H110ZM117 179H119V176H118V178H115V176L113 177V179H111V182H113L114 180H117ZM197 179V178H196ZM55 180V179H54ZM169 180H172V179H169ZM192 180V179H191ZM52 181V180H51ZM67 181H69V180H67ZM71 181V180H70ZM82 181V180H81ZM84 181V180H83ZM81 182V183H84V182ZM78 182H80V181H78ZM88 182V181H87ZM87 182H85L84 184L85 185H87L88 183ZM102 182V181H101ZM100 182V184H98V185H96V186H93V187H91L90 188V186H92V185H90L88 188H89V193L93 196V194H95L93 197L95 198V200L94 201H96V195L97 194H99L98 192H104L105 190H107V189H105V188H107V184L106 183H104V182H102L101 183ZM196 182V181H195ZM68 183V182H67ZM108 183H109V181H108ZM198 183V182H197ZM61 184V183H60ZM65 184V183H64ZM78 184V183H77ZM80 184V183H79ZM111 184V183H110ZM114 184V183H113ZM46 185H48L49 186V183L48 184H46ZM46 185H44V186H46ZM53 185V188H51V187H49L50 189H55V190H57V188H62L61 187V185L59 186V183L58 182H56V181H54V183L52 184ZM51 185V186H52ZM112 185V184H111ZM200 185V184H199ZM48 186H46V187H48ZM65 186V185H64ZM63 186V187H64ZM193 186H194V184H193ZM204 186V185H203ZM45 187V188H46ZM73 187V186H72ZM110 187V186H109ZM88 190V189H87ZM142 190V189H141ZM97 192V193H96ZM106 192V191H105ZM141 192V191H140ZM245 193V192H244ZM246 194V193H245ZM139 195V194H138ZM92 196H89V197H92ZM96 196V197H95ZM99 196V195H98ZM91 200H92V198H90ZM244 199V198H243ZM204 201V200H203ZM53 205V204H52ZM194 205V204H193ZM90 206V205H89ZM195 206V205H194ZM193 209H195V208H193ZM199 209V208H198ZM197 209V210H198ZM87 210V209H86ZM202 210V209H201ZM201 212V211H200ZM195 212H192V214H194ZM120 229V228H119ZM91 230V229H90ZM89 230V231H90ZM93 230H91L90 232H92ZM120 231V230H119ZM89 232V233H90ZM117 232H118V230H117ZM87 233H88V231H87ZM129 236V234H128V232H124V230H122L118 235H116V236H111V237H113V238H117L118 240H120V239H123V240H125V238H127ZM130 237V236H129ZM258 241V240H257ZM260 242V241H259ZM25 243H27V242H25ZM24 243V241H23V243H20L19 244V246H21L22 248H26V247H29V244L27 245V244H25ZM29 243V242H28ZM128 243V242H127ZM164 244V243H163ZM17 245H18V242H17ZM124 245H127V244H124ZM255 245H256V243H255ZM258 245V244H257ZM257 245L255 246V247H257ZM18 246V249L20 248ZM90 246V245H89ZM123 246V245H122ZM259 246V245H258ZM91 247V246H90ZM16 248H17V246H16ZM31 248V247H30ZM259 248H260V246H259ZM258 248V249H259ZM91 249V248H90ZM24 250H26V249H24ZM89 250V249H88ZM92 250V249H91ZM93 251V250H92ZM59 252V251H58ZM63 253V252H62ZM59 254L61 255V252H59ZM171 255V254H170ZM59 256V255H58ZM63 256V255H62ZM62 256H60L61 258H62ZM1 257V256H0ZM59 257V258H60ZM171 257V259L172 260H177V257H175L174 255H171L170 256ZM58 258V259H59ZM82 260L80 261V264H91L90 262V258H89V255L88 254H86V253H83V256H82V258H81ZM2 261H4V259L2 258V260H1V262ZM177 262H180V261H177ZM79 263V262H78ZM115 263V260H111L110 262H109V264H114Z\"/></svg>",
  "mask_w": 264,
  "mask_h": 264
}]
</instances>
